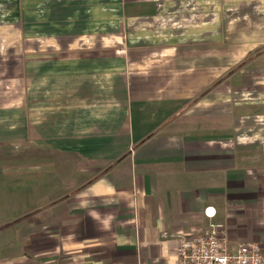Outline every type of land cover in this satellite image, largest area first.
Masks as SVG:
<instances>
[{
	"label": "crops",
	"instance_id": "crops-1",
	"mask_svg": "<svg viewBox=\"0 0 264 264\" xmlns=\"http://www.w3.org/2000/svg\"><path fill=\"white\" fill-rule=\"evenodd\" d=\"M12 11L30 22L0 96V264H176L211 225L264 252V71L241 63L264 0Z\"/></svg>",
	"mask_w": 264,
	"mask_h": 264
},
{
	"label": "rangeland",
	"instance_id": "rangeland-1",
	"mask_svg": "<svg viewBox=\"0 0 264 264\" xmlns=\"http://www.w3.org/2000/svg\"><path fill=\"white\" fill-rule=\"evenodd\" d=\"M25 0H0V83L2 102L7 100L12 94L5 92H14L17 94L23 85L22 60L24 54V29L28 19L23 15L14 14L12 10L23 8ZM153 22V19H150ZM154 21H156L154 19ZM257 46L251 47V51L241 63L248 59L255 58L258 63V70L264 71V31H256ZM263 41V42H262ZM240 63V64H241ZM3 117V116H2ZM3 119V118H2ZM3 128V127H2ZM5 129V128H4ZM8 162V158L1 159ZM19 162L20 159L14 160Z\"/></svg>",
	"mask_w": 264,
	"mask_h": 264
},
{
	"label": "built area",
	"instance_id": "built-area-1",
	"mask_svg": "<svg viewBox=\"0 0 264 264\" xmlns=\"http://www.w3.org/2000/svg\"><path fill=\"white\" fill-rule=\"evenodd\" d=\"M174 256L176 264H264V252L258 244H240L230 249L218 225L184 235L174 249Z\"/></svg>",
	"mask_w": 264,
	"mask_h": 264
}]
</instances>
